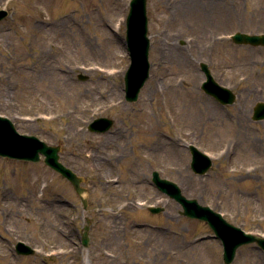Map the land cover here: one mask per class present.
Listing matches in <instances>:
<instances>
[{"label": "rangeland", "instance_id": "374dc122", "mask_svg": "<svg viewBox=\"0 0 264 264\" xmlns=\"http://www.w3.org/2000/svg\"><path fill=\"white\" fill-rule=\"evenodd\" d=\"M129 2L0 0L9 10L0 21V114L21 133L60 144V159L85 177L88 188L84 208L70 181L43 159L0 156V183L42 207L49 222L59 214L67 223L66 238H56L49 228L51 242L60 240L66 251L18 255L6 240L0 264H225L221 240L205 221L181 214V204L152 181L154 170L178 183L187 197L264 235V119L252 118L255 104L264 101V46L230 37L236 31L264 32V0H148L150 76L135 101L125 97ZM172 45L181 47L177 56ZM202 61L237 93L234 103L224 105L204 91ZM101 65L116 72L101 71ZM173 82L185 102L197 90L217 109L201 121L192 111L185 127L175 117L181 102L174 106ZM118 98L120 105L114 104ZM86 106L87 121L75 134L68 113ZM100 116L114 119L113 126L91 131L89 123ZM154 130L180 137L185 157L159 145L148 149ZM190 144L211 155L205 174L193 170ZM108 156L113 161H105ZM149 205L164 210L152 213ZM27 216L32 220L27 214L18 223ZM85 216L92 220L90 243L80 250L70 229L81 231ZM231 264H264V250L243 245Z\"/></svg>", "mask_w": 264, "mask_h": 264}, {"label": "water", "instance_id": "95a60500", "mask_svg": "<svg viewBox=\"0 0 264 264\" xmlns=\"http://www.w3.org/2000/svg\"><path fill=\"white\" fill-rule=\"evenodd\" d=\"M8 14L5 9H0V20ZM147 0H131L127 16V42L131 55V65L126 73V92L128 100H136L140 88L149 76V48ZM233 39L239 43L264 44V34H249L236 32ZM201 67L206 74L203 88L214 95L222 103H233L236 94L228 87L219 84L213 77L208 64L201 62ZM85 78V77H83ZM254 119L264 118V102L259 101L254 108ZM113 124L108 117L96 118L90 125L91 130L106 131ZM60 145H49L35 135L21 134L17 131L12 121L0 115V154L11 157L39 160L40 152L46 155L45 162L71 180L79 194L85 190L81 186L83 177L79 176L70 167L60 161ZM193 153L192 167L197 173H205L212 165L210 157L201 152L196 146H190ZM153 180L157 186L170 196L176 198L183 206V214L198 217L209 222L224 244V260L230 263L235 256L238 246L243 243L257 241L264 248V238L244 232L240 227L227 222L220 213L207 205H202L195 198H188L182 193L177 183L162 178L158 171L153 172ZM84 204H86L85 198ZM153 212L161 211L162 207H151ZM86 225L83 242L88 243Z\"/></svg>", "mask_w": 264, "mask_h": 264}, {"label": "flooded vegetation", "instance_id": "af4514ba", "mask_svg": "<svg viewBox=\"0 0 264 264\" xmlns=\"http://www.w3.org/2000/svg\"><path fill=\"white\" fill-rule=\"evenodd\" d=\"M6 184V185H5ZM7 183H0V198L2 199V204H0V212L4 214V216L0 219V223H3L5 226L3 227V231L0 230V260H3V256L6 253H3L2 247H3V241L9 240L10 241V248H13L16 252V245L15 243L19 241L20 239L28 240L29 243L33 246H40L42 248H45L46 246H50V244H53L55 247H63L66 251V248L64 245L60 243V240L52 241L50 240L52 234L49 231L50 226H53L54 228V234L56 238H66V221L62 219V216L59 214H56L55 222L51 223L47 219L46 214H43V208L39 207L37 205H33L31 201L26 198L25 196L18 195V191L16 189L6 188ZM24 191L28 192V187H21ZM64 203V201H63ZM35 211H38V215H35ZM27 214L32 215V220L27 216V218H23V223H18L22 216H26ZM42 214V215H41ZM19 218V219H18ZM37 223V226L34 228H31L28 226V224H35ZM65 227V228H64ZM71 235L74 238L78 239V243L74 240L76 243V246L79 247L81 250V237H82V231L75 230L74 228L70 229ZM3 232L7 233L8 235H5ZM10 235H13L16 237V240L14 243L10 240ZM60 244V245H57ZM75 245V244H74ZM76 246L70 247V249H74V252L77 251L75 249ZM76 253V252H75ZM74 253V255H76ZM35 254V253H34Z\"/></svg>", "mask_w": 264, "mask_h": 264}, {"label": "bare ground", "instance_id": "6f19581e", "mask_svg": "<svg viewBox=\"0 0 264 264\" xmlns=\"http://www.w3.org/2000/svg\"><path fill=\"white\" fill-rule=\"evenodd\" d=\"M63 16H60L59 18L61 19ZM106 26V24L104 25ZM111 38V37H110ZM178 47V48H177ZM176 45H172L170 47L171 49V53L174 56H177L178 53L176 52L177 50L179 51L181 49L180 46ZM169 49V50H170ZM101 67H103L101 69V71H106L105 69H109L110 72L112 74H114L116 71L113 70V68H109V66H103L101 65ZM165 73H169L168 70L165 69ZM101 77L104 79L105 77L103 75H101ZM107 79V78H106ZM67 88H70V85L66 86ZM169 87H171L174 92L176 93L174 98H173V103L174 106H177L179 104V102H181V107L176 109L175 112V117L180 121H183L184 126L187 127V123H188V118H189V113L191 114V112L193 111V114L195 116V118L198 121H201L203 119H208V115H210L212 113V111H215L217 109L216 104L211 101V99H208L206 97H204V95H202L199 91L197 90H193V95L189 97L188 101H184L183 100V93L179 92L176 88V84L173 82L169 85ZM118 88L115 87V85H113L111 87L112 92H115V90H117ZM82 96V94H79V97ZM118 97V96H117ZM71 100H75V98L70 97ZM78 101V98H77ZM114 104L120 105L121 104V100L115 99ZM91 109V107H82V108H78L76 107V109H72L69 111L68 113V117H71V122H72V128L75 129L76 131L74 132L75 134L79 133L81 131V129L79 128V126L82 124V122H86L87 119H85L86 117H88V112ZM80 111H84L85 114L82 117H79L77 114L80 113ZM211 117V116H210ZM185 120V121H184ZM212 124H217V121L211 120ZM122 132V134L125 132V130H119ZM147 148L149 149H156V145H159L161 147H166L167 148V152L172 155V156H179L182 155L185 157V148L184 145L180 142V137H177L175 135L171 136V135H164L160 132H158L157 130H154L151 134L150 137H147ZM251 143H253V141L251 140ZM126 146L122 145L121 150L123 151V153L126 152ZM105 161H113V157L108 156Z\"/></svg>", "mask_w": 264, "mask_h": 264}]
</instances>
